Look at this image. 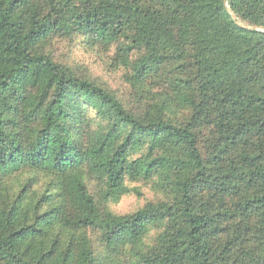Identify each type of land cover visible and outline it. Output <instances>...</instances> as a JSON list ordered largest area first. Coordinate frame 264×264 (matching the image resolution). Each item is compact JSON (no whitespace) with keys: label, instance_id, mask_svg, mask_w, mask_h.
<instances>
[{"label":"trees","instance_id":"16d2710c","mask_svg":"<svg viewBox=\"0 0 264 264\" xmlns=\"http://www.w3.org/2000/svg\"><path fill=\"white\" fill-rule=\"evenodd\" d=\"M77 37L114 49L139 105L58 60ZM88 176L107 201L161 196L116 214ZM130 254L264 264V0H0V264Z\"/></svg>","mask_w":264,"mask_h":264},{"label":"rangeland","instance_id":"374dc122","mask_svg":"<svg viewBox=\"0 0 264 264\" xmlns=\"http://www.w3.org/2000/svg\"><path fill=\"white\" fill-rule=\"evenodd\" d=\"M86 40L84 37H77L73 40L57 41L55 54L58 60L71 66L78 75L89 78L94 83L114 93L129 108H134L135 105H139L136 92L132 91L131 86L126 81L125 70L120 66H116L112 59L114 49L112 47L105 48L101 45H91ZM88 109L87 117L92 132L95 134L105 131L109 120L100 112L99 108L89 107ZM86 180L97 202L102 206L109 207L116 214L131 213L149 201H157L161 196L147 182H128V186L131 188L128 194H125L117 202L107 201L101 196V185L89 176ZM134 186L140 189V193L133 191L132 187ZM156 234L157 229H153L146 239V243H154ZM130 255L132 260L131 264H135L137 257L132 254Z\"/></svg>","mask_w":264,"mask_h":264},{"label":"water","instance_id":"95a60500","mask_svg":"<svg viewBox=\"0 0 264 264\" xmlns=\"http://www.w3.org/2000/svg\"><path fill=\"white\" fill-rule=\"evenodd\" d=\"M251 28H253V27H251Z\"/></svg>","mask_w":264,"mask_h":264}]
</instances>
